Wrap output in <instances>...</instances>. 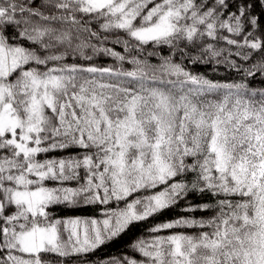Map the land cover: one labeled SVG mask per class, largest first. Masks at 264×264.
Returning <instances> with one entry per match:
<instances>
[{"label": "snow or ice", "instance_id": "obj_1", "mask_svg": "<svg viewBox=\"0 0 264 264\" xmlns=\"http://www.w3.org/2000/svg\"><path fill=\"white\" fill-rule=\"evenodd\" d=\"M0 264H264V0H0Z\"/></svg>", "mask_w": 264, "mask_h": 264}, {"label": "trees", "instance_id": "obj_2", "mask_svg": "<svg viewBox=\"0 0 264 264\" xmlns=\"http://www.w3.org/2000/svg\"><path fill=\"white\" fill-rule=\"evenodd\" d=\"M117 50L119 51L120 48L117 46ZM96 62L100 64H109L112 63L110 58H99ZM201 72H207L208 75L211 78L214 79H228V78H235V73L227 71L223 65L218 67L217 72L213 73L211 71V66L208 68L200 67L198 69ZM65 155V153L61 152H53L47 154V157L41 156L40 159L44 158H50V157H59ZM193 203H199V201L194 196H189L188 198ZM186 201H181L178 205L171 208L170 210L165 211L162 215H158L155 218H150L146 222L140 223L136 228H134L131 232L128 233V236L125 237L123 240H121L118 244L110 245L108 247H102L94 257H92V260H106L111 257H120V256H130L135 257L137 260L141 259L138 253L132 251L130 249V245L132 242L137 240L140 237L148 238V229L154 225L161 222H165L168 220L175 219L179 216L187 215V213H184L181 211V208L185 207ZM54 212L58 215L62 216H96L99 215V208L95 206H82L80 208L76 209H63V208H57L54 209ZM209 213H200L197 212L195 215L197 217L201 215H208Z\"/></svg>", "mask_w": 264, "mask_h": 264}]
</instances>
